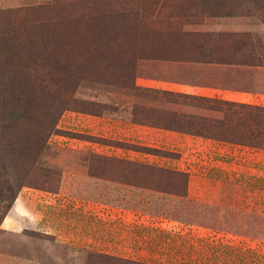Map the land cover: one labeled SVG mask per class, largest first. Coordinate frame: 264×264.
<instances>
[{"label": "rangeland", "instance_id": "obj_1", "mask_svg": "<svg viewBox=\"0 0 264 264\" xmlns=\"http://www.w3.org/2000/svg\"><path fill=\"white\" fill-rule=\"evenodd\" d=\"M21 190L49 234L0 226V264H264V0H0V225Z\"/></svg>", "mask_w": 264, "mask_h": 264}, {"label": "crops", "instance_id": "obj_2", "mask_svg": "<svg viewBox=\"0 0 264 264\" xmlns=\"http://www.w3.org/2000/svg\"><path fill=\"white\" fill-rule=\"evenodd\" d=\"M104 117V115L99 114H92V113H74L72 115H69V123L70 125L73 124L68 128L69 131L74 132L76 134H82L85 136H91V137H103V138H110L115 140H125L123 138L119 137H113L110 135L102 134L104 128L101 124H99L101 121V118ZM101 128V129H100ZM105 128H108L106 126ZM110 128V127H109ZM72 140L76 141L78 138L74 137ZM127 142L132 143H138L135 139H126ZM85 143H95L94 150L97 154H100L102 156H111V157H117L121 159H125L128 161L133 162H150V163H156L159 165L167 164L172 165L175 163L174 160H170V158L165 156H158L153 153H146L142 150H135L131 148H121L114 145L109 144H101L98 146L99 143L91 142L90 140H85ZM140 144V142H139ZM140 145L146 146V147H153V148H161L156 145L148 144V143H141ZM75 145L74 147H76ZM120 185H123L122 188L124 190V198L127 200V203H136L138 199L142 198H148L151 200H154L155 198H158L159 196L168 197V196H174V192L169 191H163L153 188H150L149 186H143L139 183H119ZM194 184L196 183H187V191L186 193H190L191 190L194 188ZM221 185V183H219ZM200 189H203L206 187L205 183L202 184H196ZM186 194V195H187ZM179 197V194H177ZM37 209V201L31 198L29 195L25 193L24 190H21L19 194L16 196L14 201L12 202V205L10 207V210L6 213L4 218L1 222V227L7 230L11 231H21V230H41L42 233H46L42 229L38 228L39 222L42 220L43 214ZM129 214V213H128ZM46 234H49L47 232Z\"/></svg>", "mask_w": 264, "mask_h": 264}]
</instances>
